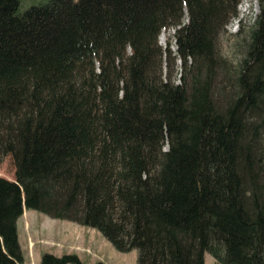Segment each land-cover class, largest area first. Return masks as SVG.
Returning a JSON list of instances; mask_svg holds the SVG:
<instances>
[{
    "label": "trees",
    "instance_id": "16d2710c",
    "mask_svg": "<svg viewBox=\"0 0 264 264\" xmlns=\"http://www.w3.org/2000/svg\"><path fill=\"white\" fill-rule=\"evenodd\" d=\"M239 1L0 0V264L23 209L135 264H264V0L230 68L217 51Z\"/></svg>",
    "mask_w": 264,
    "mask_h": 264
},
{
    "label": "rangeland",
    "instance_id": "374dc122",
    "mask_svg": "<svg viewBox=\"0 0 264 264\" xmlns=\"http://www.w3.org/2000/svg\"><path fill=\"white\" fill-rule=\"evenodd\" d=\"M47 1L48 0H18L16 13L21 14L29 6L43 4ZM257 14L258 6L256 0H240L236 6V16L229 20L218 35L217 51L225 68H230V66L233 65L241 56L243 51L242 43L247 36L249 28L253 25ZM185 20L186 19L183 18L182 21L186 22ZM172 35L173 30L171 28L162 30L157 37V45L164 48L166 42L169 41V50L173 53L175 48L173 45L174 41ZM168 72H172L173 82L178 83L181 73L180 63L178 61H174V64L169 69L168 66H162V74L166 75ZM162 150H165V146ZM0 177L10 181H13L14 179V167L9 156H5L0 163ZM26 212L27 214H30L31 212L32 216L27 218L25 215H21L22 217L20 216L16 222V234L18 236L17 241L22 252L25 251L26 246V238L22 230L23 222L26 218L29 220L32 227H36L40 230V232L47 230L44 231L43 234L35 233L32 235L33 243L29 242L28 245L29 248L31 246L34 248L33 255L41 251L42 254H51L54 252L58 255V257L73 254L78 258L81 264H94L95 262H101L103 264H135V251H130L128 253L116 252L111 245L94 230L85 227H77L74 224L66 223L60 220L49 219L36 211L26 210ZM36 234L38 236H36ZM79 234L81 235L80 237L82 238L83 243H76L70 250H68V246L75 242L76 239L74 238ZM28 241L29 239H27V242ZM56 243H60V246ZM37 249H39V251ZM22 254L24 255V253ZM39 260L40 257L37 255V264H39ZM30 261L29 264H32ZM203 264L216 263L208 254H204Z\"/></svg>",
    "mask_w": 264,
    "mask_h": 264
},
{
    "label": "crops",
    "instance_id": "0c3cea01",
    "mask_svg": "<svg viewBox=\"0 0 264 264\" xmlns=\"http://www.w3.org/2000/svg\"><path fill=\"white\" fill-rule=\"evenodd\" d=\"M26 216L27 218H29V217H31L32 216V214H31V212H30V214H27V212H26V210L25 209H23V211H22V216ZM21 216V217H22ZM20 218V217H19ZM18 218V219H19ZM50 219V218H49ZM31 220V219H30ZM32 221V220H31ZM17 222V221H16ZM64 222H66V223H70V224H74V223H71V222H67V221H64ZM75 226H77L78 227V225H76V224H74ZM67 227V226H66ZM79 227H81V226H79ZM68 228V227H67ZM76 229H79V228H76ZM89 229V228H88ZM22 230H23V233H24V235H25V238H26V240H25V244H26V246H25V251L24 252H22V250L20 249V251H21V255H22V260H23V263L24 264H29V261L32 263V264H37L36 263V256L38 255L39 257L42 255V251L41 252H37L36 254H34L33 255V252H34V248H32V246L29 248V242H32L33 243V241H32V235L33 234H35V233H38V234H43L44 233V231H47V230H44V231H42V232H40V230L39 229H37L36 227H32V225H31V223L29 222V220L28 219H24V222H23V227H22ZM92 230V229H91ZM49 232V231H48ZM77 232V231H76ZM36 236H38L37 234H36ZM81 235L79 234V235H76L75 236V238L74 239H76L75 240V242H73V243H71L70 244V246H68V250H70L71 249V247L73 246V245H75L76 243H79V244H82L83 243V240H82V238L80 237ZM17 238H18V236H17ZM27 239H29V241L27 242ZM56 244H58L59 246H60V243H56ZM20 247V246H19ZM38 251H39V249H37ZM55 251V250H54ZM76 252V251H75ZM22 253H24V255L22 254ZM49 254V253H48ZM51 255H54V256H57L58 257V255L57 254H55L54 252L53 253H51Z\"/></svg>",
    "mask_w": 264,
    "mask_h": 264
},
{
    "label": "bare ground",
    "instance_id": "6f19581e",
    "mask_svg": "<svg viewBox=\"0 0 264 264\" xmlns=\"http://www.w3.org/2000/svg\"><path fill=\"white\" fill-rule=\"evenodd\" d=\"M242 12H245V11H242Z\"/></svg>",
    "mask_w": 264,
    "mask_h": 264
}]
</instances>
